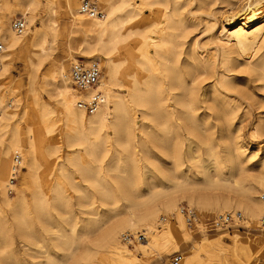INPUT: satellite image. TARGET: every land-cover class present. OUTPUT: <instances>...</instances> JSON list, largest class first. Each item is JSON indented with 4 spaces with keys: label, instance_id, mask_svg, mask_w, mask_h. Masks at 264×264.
I'll return each mask as SVG.
<instances>
[{
    "label": "bare ground",
    "instance_id": "obj_1",
    "mask_svg": "<svg viewBox=\"0 0 264 264\" xmlns=\"http://www.w3.org/2000/svg\"><path fill=\"white\" fill-rule=\"evenodd\" d=\"M45 1L53 15L57 4L63 9L69 34L63 52L72 60L70 66L78 60L70 53L76 50L89 62L100 61L102 71L95 87L78 90L70 78L71 67L68 74L63 62H56L54 69L46 74L56 82L55 98L59 110L54 112L41 102L34 89L39 64L48 56L42 31L41 42L31 50L34 57H28L32 72L26 104L31 107L33 117L23 132L20 119L28 109L24 107L20 118L16 117L12 99L4 103L2 92L6 87L3 80L8 75L9 59L25 38L31 36L34 17L26 14L32 12L39 1L13 0L14 7L24 11L20 15L25 29L20 34L13 29V20L3 24L1 11L6 3L0 2V39L3 43L0 55V264H19L14 235L23 241L34 259L44 255L43 262L34 264H138L140 260L128 251L126 244H122V234L127 228L155 231L154 225L158 222L163 227L167 221L164 216L160 217L163 211L173 210L176 218L187 223L179 214L180 207L174 209L182 197L210 212L235 213L230 210L238 208L247 217L248 225L259 222L260 229L264 192L259 198L256 193L264 190V147L260 148L259 143L253 141L264 139H261L264 121L257 117L251 124L248 138L242 134V125L251 120V114L248 107L241 112L244 102L239 98L237 81L240 77L237 75L244 74L252 77L254 82L261 81L263 85L255 89L264 90V0H197L199 9H208L224 22H230L229 29L226 28L228 25H221L222 22H218V28L214 24L211 43H215L220 51L218 68L215 53L203 56L189 38L190 27L185 26L181 17V0H150L151 6L172 5L167 16L174 31L161 40L167 48H159L154 56L150 54L148 39L139 29L138 15H115L128 0H118L117 6L112 0H98L103 17L95 18L81 15L77 0ZM9 13L14 17V12ZM172 13L178 17L177 21L171 17ZM56 24L55 19L48 23L53 40ZM187 38L188 49L184 48L186 40L182 41ZM71 41L84 45L78 44L74 49ZM23 45L28 47V44ZM208 81H211L209 86L201 87ZM99 84L110 90L108 99L101 93ZM247 84L248 81L245 86ZM6 92L13 94L15 89L11 86ZM96 94L102 102L93 113L78 107L79 102L89 103ZM171 106L176 111L177 121L188 134L186 144L182 142L178 125L171 120ZM212 108L218 110L210 119L206 111ZM199 110L203 111L202 120L197 116ZM135 112L140 116L138 127ZM106 123L114 134L112 149L102 144L100 136ZM159 127L169 136L168 141L158 140ZM136 131L140 133L137 142ZM151 140L157 143L158 152L150 145ZM62 142L67 147L77 148L78 151L69 153L66 158L77 172L88 170L85 155L98 163V171L106 164V158L114 159V170L120 171V163L124 164V170L132 167L121 176L112 173L111 169L97 179L91 176L95 187L74 185L80 215L97 216L98 206L107 204L113 211L111 224L103 227L101 220L84 217L77 220L71 210H60L66 200L59 192L58 184L52 187L49 199L42 191L43 173L51 171L58 145ZM16 155L20 157L18 178L21 165L27 172H24L15 196L9 197L15 186L10 179ZM58 170L65 172L64 165L58 164ZM254 170L258 171L256 175H248ZM141 186L146 190L142 191ZM26 189L31 193V205L24 196ZM217 190L235 191L240 202H219L206 193ZM57 210L58 218L71 215L69 223L64 225L53 215L52 212ZM35 220L41 225V231L36 229ZM187 226L191 224L187 223ZM200 226L206 227L203 222ZM179 232L178 227L170 224L164 234L174 241ZM141 233L146 243H138V254L141 258L154 256L163 233ZM45 234L51 236V240H47ZM86 237L90 239L88 243ZM259 249L256 243V251ZM240 251L245 253L242 247ZM248 254L249 259L256 255L250 249ZM182 262L181 255L180 264Z\"/></svg>",
    "mask_w": 264,
    "mask_h": 264
},
{
    "label": "rangeland",
    "instance_id": "obj_2",
    "mask_svg": "<svg viewBox=\"0 0 264 264\" xmlns=\"http://www.w3.org/2000/svg\"><path fill=\"white\" fill-rule=\"evenodd\" d=\"M38 5L34 7L32 12H27V16L34 17V23L32 27H30L31 36L29 38H25V40L22 42V44L16 49L14 52V55L9 59V70L7 77L3 80L5 91L2 92V97L4 100V103L8 101L9 98L12 99L14 105H15V112L16 117L20 118L24 111V107H27V113L24 115V118L20 119L21 121V129L23 132L25 131V125L27 122L32 121V111L31 107L26 104L27 99V92L29 89V83L31 79V68L28 63V57L33 56L31 53V50L36 49V44L40 43L42 40L41 33L42 31L45 34V48H47L48 56H46L42 62L39 64L38 72L36 73L37 77V83L34 85V89L36 92L37 97L41 100V102H44L48 108L54 110V112H58L59 107L56 103V82L53 81L50 77H47L46 74L48 71H51L54 69V64L56 62H63V64L66 67L67 73L69 74V68L70 63L72 62L71 59L66 56V52L64 53L63 50H66V44L65 41L68 39V26L67 22L64 17L63 9L61 8V4H57L55 9V14L53 15L51 12L50 6L46 3L45 0H38ZM78 3L80 0H77ZM181 0V17L183 21L185 22V26H188L190 30H188L189 38L195 42L196 49L198 52H200L203 56H207L211 52H214L216 55L215 62L216 66L218 68L219 66V59H220V51L218 46L215 43H211L212 35L215 31V27L218 28V26L221 25H228L226 28H230V22H224V19H219V17L215 16L212 11L208 9H199L197 0ZM2 4V8H4L1 12H3L4 17V25L9 24L13 20L18 18H22L20 14H24V11L18 8L14 7L13 0H0ZM113 4H116L114 6H117L118 0H112ZM188 4V5H187ZM170 7V8H169ZM172 5L167 4L166 6H151L150 0H128L127 3L118 11H116L115 15L119 16H125L129 13H136L138 15V19L141 20V24L139 29L142 30V34L144 33L145 38L149 41L150 46V54L154 56L155 51H157L159 48L166 49L167 45L162 43V39H167L170 34H172L174 31L170 27V22L168 20V13L171 11ZM14 12V17L10 16L9 12ZM145 11V12H144ZM168 11V13H167ZM26 13V12H25ZM106 17V15H105ZM171 17L174 21L178 20V17L172 13ZM224 17V13L223 16ZM55 19L56 24V38L53 40L50 29L48 27V23L50 20ZM206 22V23H205ZM222 22V23H219ZM258 22H261L258 21ZM187 23V24H186ZM189 24V25H188ZM187 30L186 33L187 34ZM192 30V31H191ZM4 32V31H3ZM213 32V33H212ZM191 36H193L191 38ZM187 39H182V41L186 40V44L184 45V48L188 49L189 45L187 43ZM23 44H28V47H25ZM79 43V41H71L72 48L75 49V47ZM84 45V44H83ZM264 45V44H263ZM212 48V49H211ZM69 51V50H67ZM72 54V58L82 59L84 62H89L86 60L80 53L75 51L70 52ZM101 67L100 61H98ZM6 65V63H5ZM30 69V70H29ZM102 71V67H101ZM240 77V79L237 81L238 85V91H239V98L241 101H243L242 111L249 109V112L251 114L250 119L247 122H244L242 125V134L248 138L249 133H251V124L255 122L254 120L257 117H261L264 121V90L260 91L257 86L263 85L261 81L254 82L252 77H249L248 75L240 74L237 75ZM242 77V78H241ZM247 78V79H245ZM245 79V80H244ZM251 79V80H250ZM241 80V81H240ZM248 81V86H245V84ZM211 81L205 82L201 85V87H207L209 86ZM206 84V85H205ZM241 84V85H240ZM13 87L15 89V92L13 94H8L6 91L9 89V87ZM245 86V87H243ZM99 88L101 90V93L107 97V99L110 97V90L105 89L101 84H99ZM166 90V89H165ZM167 91V90H166ZM256 92V93H255ZM245 107V108H244ZM244 108V109H243ZM256 109V110H255ZM218 109L212 108L206 111L207 114L211 116L210 119L214 117V113L217 112ZM170 114H171V120L174 125H178V129L180 132V136L183 143H187L188 134L186 131L182 128V125L179 121H177L176 117V111L174 110V107H170ZM136 113V125L137 127L140 125V116L139 113ZM258 113V114H257ZM38 116V113L36 114ZM259 115V116H258ZM27 116V117H26ZM197 116L199 117V120H202L203 117V111L199 110L197 112ZM39 117V116H38ZM27 120V121H26ZM214 122V120H212ZM212 122V123H213ZM61 122H58V125H60ZM158 130V140H164L168 141L169 136L165 135L164 130L159 127ZM249 131V132H248ZM137 133V134H136ZM135 138L136 142L139 139L140 133L136 131ZM100 136L102 139V144L107 149H112V143L114 140V134L111 131L108 123H106V127L102 129L100 132ZM262 137L261 139H263ZM253 143H259L258 146L260 148L264 147V139L260 141H253ZM150 145L157 150V143L155 140H151ZM77 150L76 147H67V145L62 142L58 145V153L56 154V159L54 160V165L52 166L51 171H46L43 173V177L45 178L44 183V190H42L47 196L48 199L50 198L52 187H55V184H58L59 192H61L62 196L64 197L65 206L61 209H64L66 211L71 210L76 214V219L80 218H90L91 220L100 221L103 227L106 225L111 224L112 222V213L110 207L107 204L99 205L98 206V213L99 215H89V216H82L79 213L78 207H77V193L74 189V185H83L84 187L92 185L93 187L96 186V183H94L91 180V176L94 177V179H97L99 176H102L105 174L109 169H111L112 173H114L117 176L123 175L122 172H128L132 170V167H125L124 170V164L120 163V171L118 169L114 170V159L106 158V164L100 168L98 171L96 166L98 163L93 160L92 157L85 155L84 156V162L88 164L87 172H77L76 169L67 163L66 158L69 156V153H75ZM158 152V150H157ZM84 154V151H82ZM110 155V152H108ZM107 154V155H108ZM108 155V156H109ZM166 161H170L169 159H166ZM212 159H210V162ZM23 163V159H22ZM57 163V165H56ZM63 164L65 167V172L60 173L58 170V164ZM255 165V164H254ZM22 170L19 173V178L15 182V186L13 189V192L9 197H14L16 194V190L20 189V181L22 177L25 176L24 172H27L25 169H23V166L21 165ZM122 168L124 171H122ZM153 169V167H151ZM258 173L257 170H254L253 172H249L248 175H256ZM24 174V175H23ZM26 177H28L26 175ZM251 179V178H250ZM88 180L87 182H85ZM142 187V191H145L146 188ZM5 190V189H4ZM264 190H258L256 193V196L262 194ZM207 194L212 195V197L217 198V201L222 202L223 200H229L232 201V203L235 202L237 204L240 202V198L238 197L237 193L233 190L229 191H206ZM24 196L26 197L27 202L31 205V193L29 190L26 189ZM1 197H0V203H1ZM180 205V206H179ZM183 205H190L189 207H192L195 209L197 214V221L192 223L191 226H187V223H183L181 218H176L177 214L172 210L169 212H160V217L164 216V219H166V224L162 227V225L156 223L154 225L155 231H141V230H131L127 228V232L130 233H138V232H149V235H155L157 233L162 234L163 236L161 238V244L157 252L154 253V256L141 258L138 254V243H135L133 246L125 247L128 249L130 253H133L138 260V264H169V259L173 253H179L182 255L183 262L182 264H264V232H262L259 229V222L257 225L246 223L248 220L247 217L244 215V212H242L238 208H234L233 210H230L232 212L239 211L242 213V219L239 222H235L228 227L223 228V230H214L211 226V220L214 216H217L218 213H224L223 212H210L209 210L205 208H199L194 203L189 202L188 198L182 197L180 200L177 201L174 209H177L178 207H181ZM30 211H32V207L30 206ZM88 209V208H87ZM58 212L53 211V215L58 218ZM228 212V211H225ZM262 214V213H261ZM219 215V214H218ZM8 216V215H7ZM261 216V215H260ZM71 215L67 214L62 217H59L58 219L61 220V223L66 225L70 221ZM179 217V216H178ZM10 219V218H9ZM201 222L206 225L204 228H200ZM36 225V229L38 231H41V225L35 220L34 221ZM105 224V225H104ZM164 224V223H163ZM173 225L174 227L179 228V234L175 235V240L172 241L166 237L164 234V231L167 230L168 225ZM125 232V231H124ZM121 233V232H120ZM236 236V237H235ZM45 237L47 240H51V236L45 234ZM147 241L150 240L148 238V234L146 235ZM15 250L17 259L19 261V264H34L36 261L40 262L44 260V255L36 257L34 259L33 255L24 247L23 241L17 236H13ZM89 238L86 237L85 241L86 243L89 242ZM121 240V238H120ZM122 242V240H121ZM141 243V242H139ZM146 242H143L145 244ZM256 243H258V246L260 247L259 251H256ZM123 244V243H122ZM142 244V243H141ZM240 247H242L245 251V253H241ZM249 249L252 251H255L256 257L252 256L251 259H249ZM60 255L62 256V251H59ZM41 263V262H40Z\"/></svg>",
    "mask_w": 264,
    "mask_h": 264
},
{
    "label": "built area",
    "instance_id": "obj_3",
    "mask_svg": "<svg viewBox=\"0 0 264 264\" xmlns=\"http://www.w3.org/2000/svg\"><path fill=\"white\" fill-rule=\"evenodd\" d=\"M79 13L86 18L103 17V13L99 10L98 0H80ZM13 29L18 34L22 33L25 29V22L23 19L18 18L13 22ZM3 52V43L0 39V55ZM2 68V61L0 56V69ZM101 69L97 61H90L85 63L82 59H78L71 65L70 78L75 88L78 90H85L90 87H95L99 82ZM102 102L100 95L96 94L91 98L89 103L79 102L78 107L84 109L87 113L91 114L95 111L97 104ZM20 164V157L16 155L14 157V166L10 183L14 184L18 179V170ZM264 199V194H262ZM179 214L186 220L188 224H192L197 221V214L194 208L187 205H183L179 208ZM242 219V215L239 212L235 213H223L214 217L210 222L214 229H223L229 225L239 222ZM260 230L264 232V213L260 219ZM122 243L127 246H133L135 243L144 242L145 236L143 233L138 232L133 235L129 232L122 234ZM181 255L179 253H173L169 259V264H180Z\"/></svg>",
    "mask_w": 264,
    "mask_h": 264
}]
</instances>
